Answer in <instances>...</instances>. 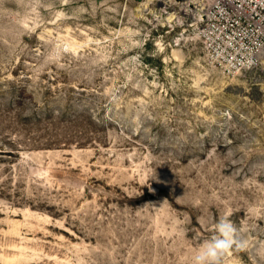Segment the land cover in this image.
Here are the masks:
<instances>
[{"label": "rangeland", "instance_id": "374dc122", "mask_svg": "<svg viewBox=\"0 0 264 264\" xmlns=\"http://www.w3.org/2000/svg\"><path fill=\"white\" fill-rule=\"evenodd\" d=\"M202 0H0V264H192L227 219L264 264V57L208 58Z\"/></svg>", "mask_w": 264, "mask_h": 264}, {"label": "built area", "instance_id": "2783aa9c", "mask_svg": "<svg viewBox=\"0 0 264 264\" xmlns=\"http://www.w3.org/2000/svg\"><path fill=\"white\" fill-rule=\"evenodd\" d=\"M198 31L208 58L226 74L259 68L264 57V0H202Z\"/></svg>", "mask_w": 264, "mask_h": 264}, {"label": "clouds", "instance_id": "9594fccd", "mask_svg": "<svg viewBox=\"0 0 264 264\" xmlns=\"http://www.w3.org/2000/svg\"><path fill=\"white\" fill-rule=\"evenodd\" d=\"M216 234L205 241L193 257L192 264H220L222 257L233 247H243L246 241L240 237L237 227L227 219L216 224Z\"/></svg>", "mask_w": 264, "mask_h": 264}]
</instances>
